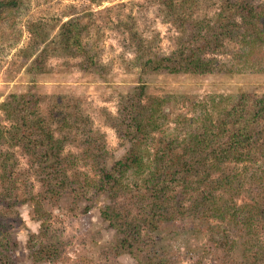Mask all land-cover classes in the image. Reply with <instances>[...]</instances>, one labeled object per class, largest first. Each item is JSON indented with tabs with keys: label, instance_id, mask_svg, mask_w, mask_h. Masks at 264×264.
<instances>
[{
	"label": "rangeland",
	"instance_id": "374dc122",
	"mask_svg": "<svg viewBox=\"0 0 264 264\" xmlns=\"http://www.w3.org/2000/svg\"><path fill=\"white\" fill-rule=\"evenodd\" d=\"M17 2L15 8L0 14V126L8 128L11 124L1 110L9 96L31 93L37 100L35 110L61 143V157L74 162L69 175L79 180L95 179L90 164L96 153H92L94 144L89 145L91 136L95 148L100 142L106 149L108 163L125 154L129 144L115 133L111 123L123 101L120 98L127 96L131 88L144 87L145 104L153 98L164 101L162 112L167 117L160 122V130L152 133L154 140L148 146L149 151L164 136L180 139L183 130L196 126L200 114L217 120L220 111L242 93L264 96V0H250L255 26L248 31L232 32L224 39L222 54L213 56L220 67L207 76L143 73L139 60L135 59L137 45L143 49L142 54L147 50L163 55L173 52L183 34L171 22L173 10L188 25L199 19L211 23L222 8L219 0ZM171 4L174 7L170 9L167 6ZM71 18L78 19L84 27L82 43L96 63L94 68H85L81 56L56 45L61 24ZM96 69L100 74L92 71ZM75 108L83 117L78 122L74 118ZM66 111L72 114L70 119L63 117ZM63 121L68 125L75 121V126L63 128ZM254 129L257 136L244 149L242 161L228 159L222 164L226 172L236 176L239 189L217 192L220 205L250 203L249 194L264 200L261 192L264 189V117L259 118ZM9 149L18 160L15 174H20L14 184L20 199L13 209L17 219L9 223L18 244L12 256L14 264H34L28 257L26 242L31 234L40 232L42 224L49 227L50 235H56L62 250L57 262L38 264H136L126 254L114 257L110 253L114 231L99 214L101 206L109 205L120 212L129 210L130 217H134L131 214L136 213V208L128 195L123 192L114 198L101 195L87 212L84 208L90 206L89 201L76 202L68 196L50 200L43 197L42 182L31 166L32 160L16 146ZM183 206L187 208L189 201H184ZM231 207L228 214H232ZM42 212L48 215L45 219ZM184 218L185 214H178L158 232L152 250L155 262L222 264L224 252L218 247L219 240L213 239L207 223L195 221L198 224L193 226L195 231L187 232L183 226L190 224ZM210 223L217 227L220 236H225L223 242L236 241L231 254L226 253L230 264H264V229H258L251 237L236 236L235 229L221 220L210 219Z\"/></svg>",
	"mask_w": 264,
	"mask_h": 264
},
{
	"label": "trees",
	"instance_id": "16d2710c",
	"mask_svg": "<svg viewBox=\"0 0 264 264\" xmlns=\"http://www.w3.org/2000/svg\"><path fill=\"white\" fill-rule=\"evenodd\" d=\"M219 2L222 8L211 23L199 19L188 25L181 19L182 15L179 12L175 14L173 10L171 22L183 33L177 48L166 55L148 50L144 55L141 46L137 45L138 56L135 59L139 60L141 71L197 76L216 73L220 66L213 56L222 54L224 39L232 32L248 31L255 26L250 0ZM17 3V0H0V14L15 8ZM167 7L171 9L174 6ZM83 28L75 18L63 22L57 33L56 45L61 50L81 56L85 68H94L96 63L82 43ZM250 41L253 42V39ZM92 71L100 74L97 69ZM143 95V86L131 88L127 96L120 98L123 101L111 123L115 133L129 144L121 158L108 163L106 149L100 146V142L95 148L94 137H90L89 145L94 144L92 153L96 152L90 163L95 176L92 182L69 175L74 162L61 157V143L35 110L37 100L31 93L12 94L1 105L4 117L11 124L8 128L0 126V264H14L12 256L18 248L9 226L17 219L13 209L20 203L14 186L20 174H15L18 160L9 149L12 146L32 160L31 166L42 182L43 197L50 200L68 196L76 202L89 201L90 206L84 208L87 212L101 195L114 198L123 192L129 196L136 208V213L131 214L134 217H130L129 210L120 212L109 205L101 206L99 210L102 220L114 231L110 248L114 257L126 254L136 264H163L155 262L152 250L160 229L180 213L185 214L184 219L190 224L183 226L189 230L187 232L195 231L193 226L198 225L195 221L207 223L213 239L219 240L218 247L224 252L222 264H230L227 254H231L236 241L227 239L223 242L225 236L219 235V230L211 225L210 219H219L222 224L230 225L235 229L236 236L245 234L251 237L259 232L258 229H264L262 198L249 194L250 203L232 204L231 207L228 202L222 203V206L218 204L221 197L216 194L239 189L236 176L226 172L222 164L228 159L240 162L244 158V149L257 136L254 127L259 118L264 117V96L242 93L220 111L217 120L200 114L196 126L183 130L180 139L164 136L149 151L148 146L154 140L152 133L160 130V122L167 116L162 112L164 101L161 98H153L145 104ZM75 109L74 118L78 122L83 117ZM71 116L67 111L63 114L65 119ZM64 125L73 127L75 121L72 125L63 121L62 127L66 128ZM2 145L4 148H1ZM173 188L178 190L173 192ZM261 192L264 195V189ZM186 200L189 201L187 208L183 206ZM229 207L232 214H228ZM41 216L45 219L48 215L42 212ZM61 246L56 235H50L49 227L43 224L40 232L31 234L26 242L28 257L34 264L57 262Z\"/></svg>",
	"mask_w": 264,
	"mask_h": 264
}]
</instances>
